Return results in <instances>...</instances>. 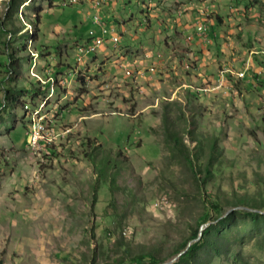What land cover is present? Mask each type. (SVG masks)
Returning a JSON list of instances; mask_svg holds the SVG:
<instances>
[{"label": "rangeland", "instance_id": "obj_1", "mask_svg": "<svg viewBox=\"0 0 264 264\" xmlns=\"http://www.w3.org/2000/svg\"><path fill=\"white\" fill-rule=\"evenodd\" d=\"M66 1L9 18L0 1L1 264H105L124 245L172 264L206 227L207 264H264V0H102L118 40L81 57L94 9Z\"/></svg>", "mask_w": 264, "mask_h": 264}, {"label": "trees", "instance_id": "obj_2", "mask_svg": "<svg viewBox=\"0 0 264 264\" xmlns=\"http://www.w3.org/2000/svg\"><path fill=\"white\" fill-rule=\"evenodd\" d=\"M25 1H28V2L25 3L23 6L28 5L29 1H31V0H21L19 3H17L16 0H9V2H8L9 5H8L3 17L9 18L11 12L13 10H19L20 5L23 4ZM248 4L259 6L261 4V0H248ZM23 6H22V8H23ZM40 11H41V8L35 9L34 14H33V20H29V22L31 21L30 23L33 24V26L35 27L36 30L38 29ZM21 12H22V10H21ZM215 20L218 22V21H220V18H218L216 16ZM29 38L33 39L34 33L31 34L29 36ZM87 38H88L87 41H89L90 37L87 36ZM16 60L17 59L15 58V61ZM7 65H8V69L10 70V72L16 71V66L14 65V60L11 61L10 63L8 62ZM31 86L32 85L29 84V87L25 86L23 88H19V91L20 92L25 91L26 93L31 92ZM9 93L10 92L6 91V93H5L6 97H7V95H9ZM173 143L176 146L179 143L178 139L174 136H173ZM182 154H183V158L185 160H187L190 164L191 163L190 158L188 156H186V154H184V153H182ZM191 165H190V167H191ZM196 181H199V179L196 178ZM205 202H206V206L204 207L202 215L197 218L199 223L206 221L209 218L210 213L215 212V210H217L219 208L215 203L211 202V199H208ZM197 229L193 233V236L189 237L188 239L182 240L180 242V245L178 246L176 252H180L182 249L183 250L179 254L178 259L172 264H204V262L207 264L210 261L208 259V257H206V255L202 256V253L203 252L206 253L208 251V248L215 249L217 242H216V240L213 239V236L210 233H208L207 227L202 229V231H199ZM189 240H191L190 243H188ZM123 252L124 253H122V256L121 255L116 256L114 259H112L109 262H106L105 264H124L125 259H127V260L129 259V262H131V263L135 262L137 264L144 263V262L156 264V263H159L162 261L161 257L157 256V254L154 251L146 250L144 252H138V253L130 254L129 246L124 245ZM233 263L236 264L235 261H233ZM0 264H1V262H0Z\"/></svg>", "mask_w": 264, "mask_h": 264}, {"label": "bare ground", "instance_id": "obj_3", "mask_svg": "<svg viewBox=\"0 0 264 264\" xmlns=\"http://www.w3.org/2000/svg\"><path fill=\"white\" fill-rule=\"evenodd\" d=\"M1 1V0H0ZM68 3H76L79 2L80 0H67ZM66 1V2H67ZM90 4L93 7V9L95 10V14L98 16L100 22H101V26L105 29H107L109 38L111 39L110 41L116 42L118 40L116 34L113 32V29L110 27L109 23L107 22L106 19L103 18L101 12H100V6L102 4V0H90ZM1 5V4H0ZM23 6V4L21 5V7ZM92 15V14H91ZM31 25L29 24V29H30ZM202 27H207L205 26V24H202ZM102 45V44H101ZM97 47L96 43H87L85 45H81L79 46V48H82V51H84V53L87 52H92L95 48ZM32 54L35 56L37 55V53H35L34 51H32ZM81 57V56H80ZM49 80V79H47ZM46 80V81H47ZM43 81V80H42ZM45 81V80H44ZM37 132L38 130L35 129L32 134L30 135V141L31 142H35V140L37 139ZM42 137V136H41Z\"/></svg>", "mask_w": 264, "mask_h": 264}, {"label": "built area", "instance_id": "obj_4", "mask_svg": "<svg viewBox=\"0 0 264 264\" xmlns=\"http://www.w3.org/2000/svg\"><path fill=\"white\" fill-rule=\"evenodd\" d=\"M91 23L95 27H90L87 31L88 37H90V40L87 43H96V45H100L101 43H104L106 41L109 42V35L107 32V29L103 28L101 26V22L98 18V16L94 13L90 15ZM197 28L201 31L205 30V27H202V24H199ZM97 31V32H96ZM78 57L82 56L84 51H82V48H77ZM39 142V133L37 132V139L35 142H31L32 144Z\"/></svg>", "mask_w": 264, "mask_h": 264}, {"label": "crops", "instance_id": "obj_5", "mask_svg": "<svg viewBox=\"0 0 264 264\" xmlns=\"http://www.w3.org/2000/svg\"><path fill=\"white\" fill-rule=\"evenodd\" d=\"M81 1H84V0H80L79 2H81ZM89 2H90V0H89ZM108 22V21H107ZM109 23V22H108ZM109 25H110V27L113 29V32H114V27L112 26V24H110L109 23ZM118 38V37H117Z\"/></svg>", "mask_w": 264, "mask_h": 264}, {"label": "water", "instance_id": "obj_6", "mask_svg": "<svg viewBox=\"0 0 264 264\" xmlns=\"http://www.w3.org/2000/svg\"><path fill=\"white\" fill-rule=\"evenodd\" d=\"M181 252H179L178 254H180Z\"/></svg>", "mask_w": 264, "mask_h": 264}]
</instances>
